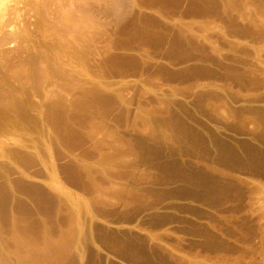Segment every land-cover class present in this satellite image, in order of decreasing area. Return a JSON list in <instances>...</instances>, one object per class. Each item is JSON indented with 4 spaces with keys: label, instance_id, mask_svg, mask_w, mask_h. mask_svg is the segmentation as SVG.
Returning <instances> with one entry per match:
<instances>
[{
    "label": "rangeland",
    "instance_id": "374dc122",
    "mask_svg": "<svg viewBox=\"0 0 264 264\" xmlns=\"http://www.w3.org/2000/svg\"><path fill=\"white\" fill-rule=\"evenodd\" d=\"M0 264H264V0H0Z\"/></svg>",
    "mask_w": 264,
    "mask_h": 264
}]
</instances>
